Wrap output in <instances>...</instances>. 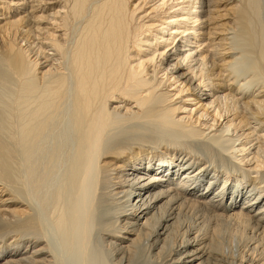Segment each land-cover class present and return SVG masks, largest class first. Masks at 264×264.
<instances>
[{"label": "bare ground", "instance_id": "1", "mask_svg": "<svg viewBox=\"0 0 264 264\" xmlns=\"http://www.w3.org/2000/svg\"><path fill=\"white\" fill-rule=\"evenodd\" d=\"M262 3L0 0V264H264Z\"/></svg>", "mask_w": 264, "mask_h": 264}, {"label": "rangeland", "instance_id": "2", "mask_svg": "<svg viewBox=\"0 0 264 264\" xmlns=\"http://www.w3.org/2000/svg\"><path fill=\"white\" fill-rule=\"evenodd\" d=\"M262 2H263V1H262ZM262 4L264 5V3H262ZM263 14H264V12H263ZM263 14H262V15H263ZM231 37L234 39V38H235V35H230L229 38H231ZM232 38H231V39H232ZM235 41H236V40H235ZM239 42H240V41H239ZM237 45H239L238 42H236V45H235V46H237ZM243 47H244V46H242V47L238 46L237 48L241 50ZM249 56H250L249 54L246 55V56H245V59H244V56H243L242 60H243V59H244V60H243V61L241 60L239 63L235 64V65H234L235 67L233 66V67H234L233 70L235 71V72L233 71V76L235 77V79H236L237 81H238V80L240 81V79H241V80L244 79V77H245L244 82L249 81L248 79H250V77H252V76H253L252 78H257V77L259 78V76H258V72H257V71L255 72V71L251 68V65L249 64V63H252V62H251L252 58H251V56H250V57H249ZM247 59H248V60H247ZM242 62H243V63H242ZM246 62H247V63H246ZM248 62H249V63H248ZM233 67H232V68H233ZM235 68H236V69H235ZM249 69H251V70H249ZM246 70H247V71H246ZM243 75H244V76H243ZM256 75H257V76H256ZM242 77H243V78H242ZM246 77H247V78H246ZM246 79H247V80H246ZM9 80L11 81V79H9ZM9 80H7V82H6L7 85L9 84L8 82H10ZM249 82H250V83H249L248 86H247L248 88L254 86V84H253L252 81H249ZM251 82H252V83H251ZM251 85H252V86H251ZM0 88L3 89V87H0ZM1 89H0V101H2L3 99H5V98L8 97V95H9V94H6L5 91H4V92L1 91ZM247 90H248V89H247ZM2 92H3L5 95H4ZM2 94H3V95H2ZM1 96H3V97H1ZM0 108L3 110V112H4V114H5L6 112L4 111L3 107L1 106ZM2 110H0V111H2ZM3 112H2V114H3ZM4 114H3V115H4ZM175 138L177 139L178 137L175 136ZM165 139L167 140V138H165ZM163 141H164V140H163ZM191 142H193V141H192V140H191V141L188 140V143H189V144H190ZM162 144H165V142H163ZM224 158H226V157H224ZM8 202H10V201H8ZM2 204H4V203H1V202H0V206H1ZM6 204H8V203H6ZM0 209H2V208L0 207ZM94 248H95L94 246H92V247L90 248V251H89L90 254L88 253V255H89V261H88V263H89V264H92V263H93L92 261L95 259L96 261H98V262L94 261L95 263H97V264H105L104 257H102V258H103V259H102L101 256L96 255V251H95ZM59 251H62V249H61V250L59 249ZM92 251H93V252H92ZM63 252H64V249H63ZM62 254H63V253H62ZM93 254H94L96 257H94ZM65 255H66V254H65ZM67 255H68V256H67ZM67 255L65 256L64 259H65V262H66V259H67V261H68L69 263L67 262V263H64V264H74V263H71V260H72V259H73V261H76V264H81V263H82V262H79V260L77 261V259H80V260H81V258H79L78 255H76V256L73 255V254H72V255H71V254H70V255L67 254ZM71 256H72V257H71ZM73 256H75V257L73 258ZM77 256H78V257H77ZM70 257H71L72 259H71V260H68V258L70 259ZM90 257H91V259H90ZM93 258H94V259H93ZM99 258L102 259L104 262H103V261L101 262ZM75 259H76V260H75ZM90 260H91V263H90ZM63 262H64V261H63ZM78 262H79V263H78ZM95 263H94V264H95Z\"/></svg>", "mask_w": 264, "mask_h": 264}]
</instances>
